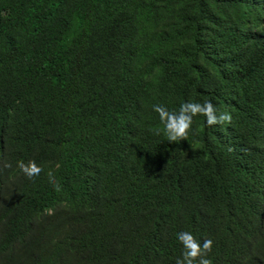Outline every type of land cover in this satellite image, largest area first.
<instances>
[{
    "label": "trees",
    "instance_id": "16d2710c",
    "mask_svg": "<svg viewBox=\"0 0 264 264\" xmlns=\"http://www.w3.org/2000/svg\"><path fill=\"white\" fill-rule=\"evenodd\" d=\"M189 101L232 121L157 135ZM184 231L264 264V0H0V264H176Z\"/></svg>",
    "mask_w": 264,
    "mask_h": 264
},
{
    "label": "clouds",
    "instance_id": "9594fccd",
    "mask_svg": "<svg viewBox=\"0 0 264 264\" xmlns=\"http://www.w3.org/2000/svg\"><path fill=\"white\" fill-rule=\"evenodd\" d=\"M153 110L158 113L162 128L157 130V135L163 134L167 142L177 144L180 141H187L189 133L192 130L194 118L204 117L209 127L231 123L232 117L229 113L222 112L217 114V109L210 101L184 102L179 106L178 111H170L163 105H153ZM6 167H11L6 164ZM18 168L29 180L39 178L42 168L35 161H29L25 164L23 161L18 162ZM50 182L59 190V185L52 179L49 173ZM177 239L183 246L182 259H178L176 264H212L208 259L209 253L213 248V241L205 239L203 244L197 241L195 236L188 231L177 233Z\"/></svg>",
    "mask_w": 264,
    "mask_h": 264
}]
</instances>
